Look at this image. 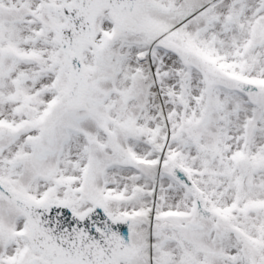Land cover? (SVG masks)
<instances>
[{"label":"snow or ice","instance_id":"snow-or-ice-1","mask_svg":"<svg viewBox=\"0 0 264 264\" xmlns=\"http://www.w3.org/2000/svg\"><path fill=\"white\" fill-rule=\"evenodd\" d=\"M0 264H264V0H0Z\"/></svg>","mask_w":264,"mask_h":264}]
</instances>
